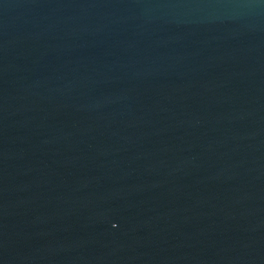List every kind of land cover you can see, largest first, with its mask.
Masks as SVG:
<instances>
[{"label": "water", "instance_id": "water-1", "mask_svg": "<svg viewBox=\"0 0 264 264\" xmlns=\"http://www.w3.org/2000/svg\"><path fill=\"white\" fill-rule=\"evenodd\" d=\"M0 264H264V0H0Z\"/></svg>", "mask_w": 264, "mask_h": 264}]
</instances>
